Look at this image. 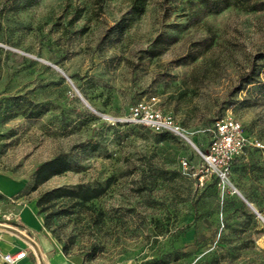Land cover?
Returning a JSON list of instances; mask_svg holds the SVG:
<instances>
[{
	"label": "rangeland",
	"instance_id": "1",
	"mask_svg": "<svg viewBox=\"0 0 264 264\" xmlns=\"http://www.w3.org/2000/svg\"><path fill=\"white\" fill-rule=\"evenodd\" d=\"M151 95L195 145L125 119ZM227 115L264 139V0H0V171L30 199L97 189L37 204L83 264L264 263V154L202 186L180 162ZM59 155L71 168L36 185Z\"/></svg>",
	"mask_w": 264,
	"mask_h": 264
},
{
	"label": "built area",
	"instance_id": "2",
	"mask_svg": "<svg viewBox=\"0 0 264 264\" xmlns=\"http://www.w3.org/2000/svg\"><path fill=\"white\" fill-rule=\"evenodd\" d=\"M157 95L135 102L126 120L132 124L143 125L155 132H168L184 135L183 128L177 122L174 114L160 106ZM197 147L199 160L195 162L190 156H182L180 162L183 172L194 178L202 186L216 173L221 178L226 177L235 158L244 154L248 148H254L264 154V139L252 137L246 131L243 123L232 115L223 116L215 122L212 140L206 149ZM25 235H30L22 230ZM27 255L25 250L16 253H3L0 257L3 263L18 264Z\"/></svg>",
	"mask_w": 264,
	"mask_h": 264
},
{
	"label": "crops",
	"instance_id": "3",
	"mask_svg": "<svg viewBox=\"0 0 264 264\" xmlns=\"http://www.w3.org/2000/svg\"><path fill=\"white\" fill-rule=\"evenodd\" d=\"M25 179L0 171V221H9L25 230L37 243L39 251L23 235L0 227V248L3 253L25 250L27 255L18 264H83L79 256L67 255L47 231L39 213L37 199H30ZM0 264L3 259L0 257Z\"/></svg>",
	"mask_w": 264,
	"mask_h": 264
},
{
	"label": "trees",
	"instance_id": "4",
	"mask_svg": "<svg viewBox=\"0 0 264 264\" xmlns=\"http://www.w3.org/2000/svg\"><path fill=\"white\" fill-rule=\"evenodd\" d=\"M238 1L239 0H201V2L204 3L206 7H210L212 8L213 11H216V12H219L223 10L224 8L231 6L232 4L237 3ZM246 1L250 2L251 0H246ZM157 54L158 53H155L154 55L156 56ZM159 133L172 134L168 132H159ZM237 158H235L234 161ZM70 168H71V163L62 155L46 160L36 167L35 183L36 185L42 184L48 181L53 176L62 174L63 172L68 171ZM98 194L99 193H97V189L90 188V187L80 188V189L75 190V189H69V188L62 187V186H57L45 192L44 194H42L37 199V204L41 205L44 202H47L49 200L56 199L59 197H63V196H73V197L81 198L84 200H88L92 197L98 196ZM3 264H6V263H3ZM149 264H153V263H149ZM250 264H264V263L253 262Z\"/></svg>",
	"mask_w": 264,
	"mask_h": 264
},
{
	"label": "water",
	"instance_id": "5",
	"mask_svg": "<svg viewBox=\"0 0 264 264\" xmlns=\"http://www.w3.org/2000/svg\"><path fill=\"white\" fill-rule=\"evenodd\" d=\"M58 69H60L63 73H65V71L63 69H61L60 67L56 66ZM69 79L72 81V79L69 77ZM77 91L80 93V95L83 97V95L81 94L80 90L78 88H76ZM83 99L88 103L87 99H85V97H83ZM89 104V103H88ZM90 105V104H89ZM91 106V105H90ZM92 107V106H91ZM0 227L6 230H11V231H15L16 233L23 235L24 237H26L31 243L32 245L35 247V249L37 251H39V247L37 245V243L31 238L30 235H25L23 233V231L19 228H17V226H15L13 223L9 222V221H0Z\"/></svg>",
	"mask_w": 264,
	"mask_h": 264
},
{
	"label": "bare ground",
	"instance_id": "6",
	"mask_svg": "<svg viewBox=\"0 0 264 264\" xmlns=\"http://www.w3.org/2000/svg\"><path fill=\"white\" fill-rule=\"evenodd\" d=\"M184 136H185V138L191 143V144H193V145H195V143L192 141V139L189 137V136H187V134H186V132L184 131ZM239 192V191H238ZM248 204L251 206V207H253V204L252 203H250L249 201H248ZM253 209H255V208H253ZM255 211H257V210H255ZM258 212V211H257ZM258 214L260 215V217H262L263 218V220H264V217H263V215H261L259 212H258ZM42 264H43V262H41Z\"/></svg>",
	"mask_w": 264,
	"mask_h": 264
}]
</instances>
